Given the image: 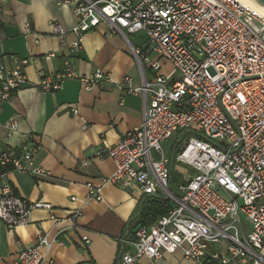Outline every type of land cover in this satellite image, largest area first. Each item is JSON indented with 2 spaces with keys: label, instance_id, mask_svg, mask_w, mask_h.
Returning a JSON list of instances; mask_svg holds the SVG:
<instances>
[{
  "label": "built area",
  "instance_id": "1",
  "mask_svg": "<svg viewBox=\"0 0 264 264\" xmlns=\"http://www.w3.org/2000/svg\"><path fill=\"white\" fill-rule=\"evenodd\" d=\"M56 1L69 3L76 19L70 30L53 24L61 43L69 32L75 35L70 53L102 23L129 44L130 35L146 36L144 46L131 44L142 85L127 89L145 96V117L116 144L96 153L110 158L115 171L100 185L88 182L85 198L71 197L81 203L72 219L82 216L90 201L103 200L107 184H136L144 196L163 195L172 207L155 223L138 224L125 238L128 247L117 264H159L164 253L177 251L198 264H264V7L246 0ZM28 61L10 63L0 56V106L28 86ZM162 61L172 65L167 74L161 73ZM70 80L88 90L115 84L101 69L80 74L66 58L62 70L43 76L37 87L53 93ZM5 128L11 138L19 124L10 119ZM174 135L173 161L190 170L176 193L163 148ZM39 149L32 135L20 146L0 149V221L9 229L30 224L36 209L53 210L49 203L19 196L6 178L12 170L49 177L50 171L35 163ZM82 240L89 243L87 236ZM53 244H62L59 234L51 238L40 231L34 243H18L12 264H43L42 249Z\"/></svg>",
  "mask_w": 264,
  "mask_h": 264
},
{
  "label": "crops",
  "instance_id": "2",
  "mask_svg": "<svg viewBox=\"0 0 264 264\" xmlns=\"http://www.w3.org/2000/svg\"><path fill=\"white\" fill-rule=\"evenodd\" d=\"M55 22L67 30L75 25L69 3L4 0L0 56L10 63L28 59L25 72L29 84L0 106V149L20 146L26 136L32 135L40 143L35 163L51 173L41 178L12 170L6 178L19 196L30 202L49 203L53 210L36 209L30 224L14 229L0 221V264H12L18 243H34L40 231L48 232L51 238L59 234L62 241L42 249L43 264H117L121 250L128 247L125 238L138 226L139 209L147 196L136 184H107L102 191L103 200L90 201L76 220L72 214L81 203L71 197L85 198L88 182L100 185L101 178L114 173L113 161L97 157L96 153L116 144L142 123L145 96L127 91L128 87L141 86L142 77L131 52L132 43L118 33H111L106 23L87 32L81 48L70 53L75 35L69 32L61 43L53 30ZM145 43L132 45L142 47ZM50 54L55 56L48 57ZM66 58H70L80 74L101 69L110 74L115 84L108 89L88 90L70 80L63 90L42 92L37 87L40 79L62 70ZM127 76L130 82L125 81ZM74 108L78 109L77 114L73 113ZM10 119L17 120L19 129L8 138L5 123ZM169 140L164 144L173 177L178 176L181 181L190 170L173 161L178 136ZM84 160L89 161L85 167L81 165ZM180 181H174V185ZM84 236L89 243L83 242ZM159 264L198 263L175 252L164 253Z\"/></svg>",
  "mask_w": 264,
  "mask_h": 264
},
{
  "label": "trees",
  "instance_id": "3",
  "mask_svg": "<svg viewBox=\"0 0 264 264\" xmlns=\"http://www.w3.org/2000/svg\"><path fill=\"white\" fill-rule=\"evenodd\" d=\"M174 181L179 182L180 178L177 176L174 179L173 177V183ZM171 207V201L166 199L163 195L147 197L139 209V214L137 217L138 224L151 225L155 223L160 217L166 215ZM204 264L212 263L205 261Z\"/></svg>",
  "mask_w": 264,
  "mask_h": 264
},
{
  "label": "rangeland",
  "instance_id": "4",
  "mask_svg": "<svg viewBox=\"0 0 264 264\" xmlns=\"http://www.w3.org/2000/svg\"><path fill=\"white\" fill-rule=\"evenodd\" d=\"M129 40H130V42L132 44H137L140 41L142 43V42L146 41V36L143 33H140V34L138 33V34L130 35L129 36ZM153 57H155V55H152V58ZM171 69H172V65L170 63H168L166 61H162V72L161 73L167 74ZM176 138H177V135L176 136L174 135L170 140L172 141V140H174ZM163 148H164L165 153L167 154V150H166L167 148L165 147V144H163ZM177 184H175V186L173 187L175 193H176V189H177ZM243 222H246V223L249 222V220H248V218L246 216H243ZM215 248L217 250H220V248H218L217 245L215 246ZM177 252H180V251H177Z\"/></svg>",
  "mask_w": 264,
  "mask_h": 264
},
{
  "label": "water",
  "instance_id": "5",
  "mask_svg": "<svg viewBox=\"0 0 264 264\" xmlns=\"http://www.w3.org/2000/svg\"><path fill=\"white\" fill-rule=\"evenodd\" d=\"M257 4L264 7V0H254Z\"/></svg>",
  "mask_w": 264,
  "mask_h": 264
},
{
  "label": "bare ground",
  "instance_id": "6",
  "mask_svg": "<svg viewBox=\"0 0 264 264\" xmlns=\"http://www.w3.org/2000/svg\"><path fill=\"white\" fill-rule=\"evenodd\" d=\"M247 2H251L252 4H254V5H257L256 4V2L254 1V0H246ZM260 7V6H259ZM261 8H262V6H261Z\"/></svg>",
  "mask_w": 264,
  "mask_h": 264
}]
</instances>
